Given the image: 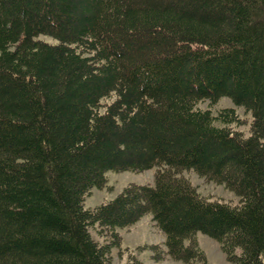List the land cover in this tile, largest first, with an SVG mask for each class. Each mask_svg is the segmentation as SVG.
<instances>
[{"label":"trees","instance_id":"trees-1","mask_svg":"<svg viewBox=\"0 0 264 264\" xmlns=\"http://www.w3.org/2000/svg\"><path fill=\"white\" fill-rule=\"evenodd\" d=\"M222 98L247 133L235 108L200 107ZM152 169L85 207L108 172ZM145 216L155 262L210 264L204 234L264 264V0H0V264H112L118 229Z\"/></svg>","mask_w":264,"mask_h":264},{"label":"rangeland","instance_id":"rangeland-1","mask_svg":"<svg viewBox=\"0 0 264 264\" xmlns=\"http://www.w3.org/2000/svg\"><path fill=\"white\" fill-rule=\"evenodd\" d=\"M203 109H211L213 113L227 107H233L241 119V125L236 127L237 130L247 133L251 116L241 107H236L228 98H222L217 104L209 107V103L200 105ZM184 175L195 186L198 192L214 200L238 203L239 198L227 189L224 185L215 183L208 178L201 177L194 171L185 172ZM155 170H149L142 173L134 172H108L106 174L107 182L101 189L94 188L85 198L84 205L86 208L97 207L114 197H116L128 184H153ZM120 241L118 246L111 249L112 264H123L132 257H136L145 264H182L166 257L162 262H155L152 259L151 247L158 245L161 250L164 249V236L156 228L150 216H145L136 224L118 229ZM92 237L100 243H106L108 239L99 236L96 229H91ZM199 246L204 250L210 264H232L222 252L219 244L207 235L199 234L197 236Z\"/></svg>","mask_w":264,"mask_h":264}]
</instances>
